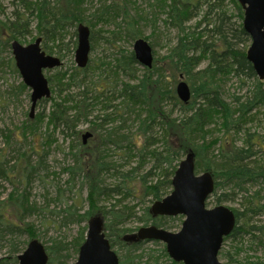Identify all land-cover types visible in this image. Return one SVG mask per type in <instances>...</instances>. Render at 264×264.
Instances as JSON below:
<instances>
[{"label":"trees","instance_id":"1","mask_svg":"<svg viewBox=\"0 0 264 264\" xmlns=\"http://www.w3.org/2000/svg\"><path fill=\"white\" fill-rule=\"evenodd\" d=\"M82 1L84 0H20V5L23 6L28 16L18 11L14 14L12 21H0V52L3 48H10L12 40H19L20 36H24L26 29L22 30L20 25L28 24V28L31 25L28 18L38 21L39 36L52 37L53 40L57 39L61 33L68 32L69 28L87 22V20L83 21L77 13L80 12ZM227 1L234 4L238 19L236 23L231 21L234 16L230 15L226 9ZM104 10L106 13H102L103 15H110V12H122L115 2L112 6H104ZM102 14L100 16H103ZM200 14L203 15L202 22L199 24L201 27L197 26L195 32L189 33L186 24ZM168 16L167 24L178 30L177 42L169 49L167 56L160 60L163 62L161 67H158L154 62L152 70L141 69L143 72L141 78L133 73L126 74L135 83H123L120 85L121 88L119 85L115 87L116 83L110 86L113 95L116 94L114 90L119 88L120 97L124 100L120 107L114 108L107 105L103 110V115L94 116L92 110L95 107V102L99 101L104 94L106 95L105 88L107 87L96 93V97H91L92 93L85 86L86 83L74 84V80L87 72L91 66L84 70L76 67V75L69 81H65L64 76H61L59 71V73L57 72L55 81L64 79L65 82H68L62 83L64 88H57L53 79L48 78L53 95L50 100H44L42 103L51 101V111L48 115L42 112L36 119L30 118L28 124L22 128V136L26 140L29 136L37 135L38 126L49 117V127L70 133L69 137L76 149L75 164L71 167L70 173L72 177L80 176L89 186L88 204H90L88 210L80 216L74 211V218L78 217L79 220L89 221L94 214L100 216L104 222L106 237L111 248L117 253L120 264H141L137 260L136 253L140 251L146 241L139 240L136 234H130V230L123 227L126 224L125 212L110 210L101 205V200L105 198L107 192L135 197V193L142 191V197L139 200L149 199L153 206L155 202L161 201L172 192L170 177L177 170L181 158L188 154L194 156L197 172L207 171L216 180V189L209 200L215 196L220 203L231 200L236 190L244 191L243 183L246 178L249 179L248 182L254 183L259 179L264 180L262 164H255L253 170L246 168L245 165V161L251 157L250 155L255 149L264 152V137L245 130L247 123L256 121V117L259 118L253 114L254 110L264 112V82L259 80L252 64L247 61L245 50L239 49V46L251 43L250 37L243 29L244 12L240 4L237 0H173ZM134 24L135 21L131 23L132 26ZM198 28H202L201 31H197ZM203 37L205 40L201 41ZM75 46L76 42L74 48ZM56 47L58 56L63 61L71 49L63 41ZM43 49L48 54L55 53L53 47L43 46ZM129 56L128 61L127 58L125 61L117 60L119 69L128 70L129 61L135 62L133 54ZM204 62L207 64L200 68ZM220 68H225L227 72V75L224 76L225 80L229 76L242 75L255 80L253 89L246 96L245 102H241V98H235L236 106L234 104L233 107L229 102L222 100L220 84L216 83L217 79L215 78V69ZM14 71L17 70L14 68ZM178 79L190 83L192 97L188 103L178 100L176 95ZM72 86L78 87L77 94H70L74 89ZM20 89L28 91L24 84H21ZM106 91L110 92V90ZM70 100L72 102L67 104ZM176 109L179 110L178 115H176ZM109 110L112 111L109 112ZM131 111L137 113L134 117L138 126L134 137L132 135V139H127L129 143L127 149L133 151L129 157L132 159V156L135 155L145 159L150 156L151 160L155 161V165L146 176L136 177L137 169L127 171L133 176L132 179L125 180L123 188L117 187L114 190L109 188L108 191V187L104 183L105 167L110 165L105 158L106 148L112 134L123 125L114 126L110 130L106 127L108 124H112L111 122L115 118L125 123L133 115ZM205 113L218 115L206 130L207 118H203ZM87 122H93L91 126L93 137L87 145H84L82 132L78 130V127ZM217 132L222 134L220 138H214L211 141L206 139L208 135L214 136ZM240 132L246 136L243 147H237L233 139ZM49 136L51 135L46 134L44 139L47 143H49ZM11 137L12 135H10ZM156 142L161 143L163 148L148 150V147ZM217 147H220L219 156H215L214 153ZM34 153L39 155L37 162L33 160ZM46 157L47 152H35L34 149L25 150L16 160L12 171H2V176L9 180H12L9 178L11 175L15 177V189L9 200L0 201V247L7 235L28 234L31 239L32 236H35L36 231L32 224L23 223L24 216L29 214L28 212L32 213L30 200L25 194L28 193L26 189L30 186V178L42 168ZM5 158L6 154L4 153L0 157V168L7 166L8 162ZM158 175L159 179L156 182L149 183L150 177ZM222 179L224 186L230 187V193L220 190ZM139 184H141V188ZM20 187L25 189L21 194L19 193ZM253 198L256 201L250 205L248 212L254 215L264 213V205L261 204L262 199L259 194L256 193ZM152 206L147 207L140 218L145 226L154 225L169 230L173 227L169 223L176 220L180 221L182 225L184 220L182 216L177 218L156 216L152 211ZM75 208L76 206H74ZM69 211L70 209H66V213ZM233 211L237 219V226L233 233L225 238L224 242L239 235H251L254 240L252 243L264 249V226H255L251 224L252 218L246 219V213ZM70 214H72L71 211ZM240 221H243L242 224L247 227L246 229L239 226ZM86 232L87 227L82 229L80 238L78 237L79 241L76 240L75 244L73 241L70 245L73 250L75 248L76 253L85 241ZM11 249L14 253H21L14 244ZM69 249L63 250L58 243L46 247L49 255L48 264H63L61 253ZM149 255L150 259L144 264H182L172 261L166 248L157 256ZM219 255L223 259L228 254L222 248ZM73 257L71 255L69 257L67 254L64 256V260L68 262ZM4 262L6 259H3L0 264ZM248 264H264V251L262 257Z\"/></svg>","mask_w":264,"mask_h":264},{"label":"rangeland","instance_id":"2","mask_svg":"<svg viewBox=\"0 0 264 264\" xmlns=\"http://www.w3.org/2000/svg\"><path fill=\"white\" fill-rule=\"evenodd\" d=\"M35 1V0H32ZM118 4L121 8V13L110 12V16L102 14L104 6H112L113 3ZM155 0H84L82 16L87 20V26L90 27L93 34L92 39V52L90 55V69L93 70L88 76V83L92 81L97 88H105L110 84L116 83L121 85L123 83H129V80L126 79L125 75L118 78L114 81L109 79L108 76L116 67H117V58L118 53L133 52V42L126 37L124 34L125 29L129 30L128 22L138 21L139 24L136 26L140 34L143 35L150 45L154 48V59L157 63V66L161 67L163 62L160 60L167 56L169 49L177 42L179 33L178 30L173 26L165 23L166 16L164 13H160L158 8L154 7ZM226 9L229 13H233L234 19L233 22L236 23L238 19L236 18L237 13L235 12L234 4L231 1H227ZM21 14H27L23 6L20 5V0H0V21L10 22L13 20L17 12ZM156 14L155 15L153 14ZM98 14H102L100 17H95ZM114 14H116L114 16ZM28 16V14L26 15ZM197 16V15H196ZM202 16L200 18L193 17L187 24V31L195 32V28L199 26L202 22ZM142 17V19H141ZM127 18V21L125 20ZM155 19V25H154ZM32 33L23 36H20L19 41L22 45L27 46L30 43L34 42V38L38 36L36 30L37 21H32ZM237 25V24H236ZM77 26L74 28L73 32H76ZM202 28H198L197 31H201ZM67 31V30H66ZM196 31V32H197ZM123 32V33H122ZM68 32L61 33L57 36V40L50 43V46L54 48V56H58V48L56 47L60 41L65 43L72 40V36ZM121 33V34H119ZM126 33V32H125ZM113 34L118 36H113ZM203 37L202 40H204ZM74 42L77 41V36H74ZM72 40V41H73ZM249 44L239 46V49H245ZM72 50V47H70ZM67 57L63 60V67L61 70H68L71 67L76 68L75 62V51L73 54L69 52L66 55ZM120 57V56H119ZM13 59V54L11 48H3L0 54V154L6 152L5 160L8 163L7 168L20 157V155L25 150L34 149L35 152L43 153L45 151L49 152L47 158L44 159L42 168L38 171L37 175L33 178V181L30 182V186L27 187L28 193H30V203L32 206V213L23 218L24 224H32L35 228V236H32V239L28 234L22 235L19 238H15L16 245L21 253L27 248L28 244L33 240H38L41 242L45 248L52 246L54 243H63L69 244V246L77 240L82 229L88 226V221H83L78 224L75 221L76 218H72L67 214H62V212L67 209L69 206H76L74 211L80 215L82 212L88 210V187L86 182L82 178L72 179L68 174H62L63 168L68 166L73 167L76 149L72 143L71 138L69 137V132H62L61 130H54L52 127H49L46 123H41L38 126L37 135L34 136V139L30 138L25 140L22 136L23 123L28 122L30 110H31V90L28 89L27 92L20 89L21 84H23L22 77L20 76ZM205 63L200 67H205ZM14 68L17 71H14ZM142 67H139V77L142 75ZM60 71V69L53 71H46V77L52 78V75ZM179 81V79H178ZM178 81L176 85L178 84ZM187 82V81H186ZM264 82V81H263ZM254 81L247 80L244 81V78L231 77L228 78L223 84L222 95L228 102H232L236 97L240 98L249 93L251 84L253 85ZM190 85V83H188ZM93 85V84H92ZM74 87V86H72ZM111 95H113L111 93ZM118 95L116 94L115 97ZM117 99V98H116ZM114 105H121L120 99H117L113 102ZM52 102H48L42 105H39L36 109L35 119L45 112L46 115L51 111ZM103 105L96 106L93 110V115H103ZM112 110H109L111 112ZM176 115L179 114V110H175ZM264 113V112H263ZM92 119V118H90ZM256 121L252 122L246 127V131L251 129V132H257L260 135H264V118H257ZM263 121H262V120ZM92 124L84 123L78 127V130L82 133L86 131H91ZM111 124L108 126V129L113 127ZM119 126V123L116 124ZM137 124L133 121H130L129 134L127 135L132 139V135L137 130ZM12 135L9 145L7 144L6 135ZM46 134H49V143L44 139ZM221 137V133L217 132L214 136H210L209 141L214 138ZM237 147H243L245 145V135L234 136ZM160 147L163 148L161 143ZM94 145V144H93ZM92 146V145H91ZM95 148L94 146H92ZM159 147V148H160ZM136 151V150H134ZM261 163L264 164V153H261ZM126 156V155H125ZM124 152L117 150V152H112V155L109 157L108 162L113 164L114 162H120L121 164L125 161L128 164H125V171L130 170L131 168H137L138 164L145 162L147 168L151 167V157L147 156L145 159L141 157H136L133 155L132 159L126 160ZM178 162L180 163L183 159ZM33 160L37 162L39 160L38 153L33 154ZM124 162H121V161ZM147 162L149 164H147ZM61 170V172H60ZM140 170V169H139ZM60 172V173H59ZM141 176L142 172H137ZM200 173V172H199ZM137 175V174H136ZM135 175V176H136ZM151 178L149 179V183ZM0 187V201L3 198L7 197L10 193L14 191L13 185L7 181L2 182ZM152 181V180H151ZM110 178H104L105 185H112ZM135 183L137 180L135 179ZM140 188H141V184ZM264 186L261 184H247L244 186V191L236 190L234 196L231 197V200L222 201L221 203L217 201L216 196L211 198L208 203V208H213L215 206H225L231 210H236L238 212L245 211L246 219H249L250 213H247L246 207L248 206L244 199L249 196H254L256 193L260 192V197L262 199L261 204L264 205V192L262 191ZM25 189L23 187L19 188V193H23ZM76 192H79V195L76 197ZM230 193V192H226ZM142 197V191L135 193V197L129 196L124 203H122V198L115 197L116 200L121 202L117 205L118 208L127 207L130 208L134 213V217L129 219L126 224L123 226L127 230H130V234H138L139 229L145 226L144 223L140 221L147 207H151L152 204L148 202L149 199H139ZM71 199V201H70ZM72 199H74L72 201ZM115 199H102L101 205L109 208ZM73 202V203H72ZM124 205V206H123ZM250 206L248 207V209ZM93 217H100L97 215H92ZM259 219V220H258ZM251 224L255 226H264V215H258L254 219L252 218ZM243 221H240L239 226H243V229L247 227L242 224ZM169 224L173 225L168 231L178 232L181 229L180 221L176 220L175 222H170ZM23 227V226H22ZM168 229V228H167ZM251 235H239L234 239L227 240L223 244V250L228 254L227 257L222 259L224 264H248L251 261H256L257 258L263 256V249L256 244L252 243L254 240ZM12 247L8 245L3 251V256H8L10 249ZM63 253L61 262L63 264H74L76 262V256L72 247ZM165 248V245L161 242H149L146 241L141 246V249L144 253L148 254L153 251L161 252ZM68 252V253H67ZM20 253V254H21ZM74 256L68 262L64 260V256ZM160 254V253H159ZM13 256V255H9ZM8 264H15L13 261ZM19 264V263H16Z\"/></svg>","mask_w":264,"mask_h":264},{"label":"water","instance_id":"3","mask_svg":"<svg viewBox=\"0 0 264 264\" xmlns=\"http://www.w3.org/2000/svg\"><path fill=\"white\" fill-rule=\"evenodd\" d=\"M244 12L243 29L250 37L247 59L259 78L264 80V0H237ZM78 46L75 62L79 69H85L90 60V30L86 25L77 28ZM42 40L27 46L18 41L11 45L15 65L27 88L31 90V116L43 99L52 96L47 70L60 68V58L48 55L41 46ZM134 54L138 62L152 68L154 53L146 40H137ZM177 96L183 103L191 100L192 93L187 82L181 80L176 87ZM92 133L82 135L83 144ZM172 192L161 201L155 202L152 211L156 216L184 218L180 231L171 232L156 226L139 229L136 235L141 241H156L166 245L169 257L182 264H223L219 254L225 238L237 226L233 210L219 205L207 207L214 191V177L210 173L196 174L195 159L188 154L179 164L172 180ZM103 220L93 217L88 222L85 243L80 248L79 259L75 264H120L117 253L111 248L103 234ZM19 264H48L49 255L45 246L38 240L28 244L19 257Z\"/></svg>","mask_w":264,"mask_h":264},{"label":"bare ground","instance_id":"4","mask_svg":"<svg viewBox=\"0 0 264 264\" xmlns=\"http://www.w3.org/2000/svg\"><path fill=\"white\" fill-rule=\"evenodd\" d=\"M183 1H186V0H183ZM83 2L84 1H82V7L80 8V12L78 11L77 13H78V15L80 16V17H82V19H83V21H85L86 19L85 18H83V16H82V9H83ZM171 5H173V0H155V5H154V7L155 8H158L159 9V11H160V13L162 12V13H164V15L166 16V20H165V23H167V21H168V15H169V11L171 10ZM103 10V12L102 13H106V11L104 10V8L102 9ZM235 10V9H234ZM235 12H236V10H235ZM237 13V12H236ZM230 15H232L233 13H229ZM153 15H155V17H156V15H157V13L155 14H153ZM201 15L202 14H200L199 16H198V18H200L201 17ZM106 16H107V14H106ZM110 15H108V17H109ZM234 16V15H233ZM95 17H100V14H98V15H96ZM103 17V16H102ZM141 19H142V17H141ZM234 19V18H233ZM233 19L231 20V21H233ZM28 20L31 22V25L27 28V26H28V24H21L20 25V27H21V29L22 30H25L26 29V31H25V33H24V38H25V35H27V34H31L32 32V26H33V23H32V21L34 20H31V18H28ZM126 21H127V18L125 19ZM35 21H37V20H35ZM133 22V21H132ZM131 22V23H132ZM86 22H82V23H79L78 25H77V28H78V26L79 25H86L85 24ZM131 23H129L128 22V27H129V30L128 29H125V31H124V34H126V37H128L132 42H133V52H131V53H127V52H122V53H118V58L117 59H119V60H122V61H125L126 60V58H127V61H128V58L130 57L129 55H131V54H133V57H134V60H135V62H133V61H129V67H128V70L127 69H119L118 67H116L108 76H106V77H108L109 79H112V80H114V81H116V80H118V78H120L121 76H124L125 75V77H126V79H128L129 80V83L131 82V83H135V81H131L130 80V78H128V76L126 75V74H128V73H133L134 75H136L137 77L139 76V72H140V70H139V67L141 66L142 67V69H145L146 67H143L139 62H138V60L136 59V56H135V54H134V44H135V42L137 41V40H140V39H142V40H146L145 38H143V35L142 34H140V32H139V30L137 29V25L139 24V22L138 21H135V24L132 26L131 25ZM154 25H155V19H154ZM37 26H38V21H37ZM87 26V25H86ZM88 28H89V30H90V44H91V50H92V39H93V32H92V30L90 29V27L89 26H87ZM75 28V27H74ZM74 28H69V30H70V34H71V36H72V40L74 39V36H75V32H73V30H74ZM36 30H38L37 29V27H36ZM126 32V33H125ZM189 32V31H188ZM76 33H77V29H76ZM123 33V32H122ZM190 33V32H189ZM119 34H121V33H119ZM118 34V35H119ZM118 35H115V34H113V36H118ZM77 41H76V46H75V48H74V40L72 41V40H70L69 42H67V43H65L64 41V43L65 44H68V46L69 47H72V50L69 52L70 54H73L74 53V51L76 52V49H77V46H78V33H77ZM75 36V37H76ZM38 39H41L42 40V43H41V46L43 47V46H48V47H51L50 46V43L51 42H53L54 44H56V42H54V41H56L57 39H55V40H53V38L52 37H48V38H46L45 36H43V35H38L37 37H35L34 38V42H32V43H30V44H34L35 42H36V40H38ZM205 40V39H204ZM204 40H202L201 39V41H204ZM14 41H18V42H20L19 40H17V39H15V40H12L11 41V43H10V48H11V50H12V47H11V45H12V43L14 42ZM147 41V40H146ZM148 42V41H147ZM149 43V42H148ZM29 44V45H30ZM150 44V43H149ZM59 45H61V41H60V43L57 45V46H59ZM151 46V45H150ZM245 46H246V44H245ZM249 46H250V44L245 48V49H243V50H245V52H246V59H247V51H248V48H249ZM152 47V46H151ZM71 49V48H70ZM152 49H153V53H154V48L152 47ZM0 54H1V52H0ZM12 54H13V52H12ZM48 54V53H47ZM48 55H50V56H54V54H48ZM120 56V57H119ZM54 57H58V58H60L59 56H54ZM13 59H14V56H13ZM61 59V58H60ZM247 61H248V59H247ZM249 62V61H248ZM14 63H15V60H14ZM205 64H207V62H204ZM204 63H202V65L204 64ZM15 67H16V65H15ZM57 69H60V74H61V76L63 75L64 76V79H65V81H69L74 75H76V68H74V67H71L70 69H68V70H61L62 69V67H60V68H55L54 70H57ZM147 69H149V68H147ZM151 70H152V68H150ZM51 71H53V70H51ZM58 72V73H59ZM91 72H93V70H88L87 72H85L84 74H82V75H79L78 76V78L77 79H75L74 80V84L75 83H81V82H84V83H86L85 84V86H87L89 89L88 90H90L91 91V93H92V95H90L91 97H96V93H99V91H102V88H101V90H100V87L99 88H97L96 86H95V84L92 82V81H90L89 83H88V76L91 74ZM142 73V75L140 76V78L143 76V72H141ZM57 73H55V74H53L52 75V79H53V82H54V84L57 86V88H64L63 86H62V83H68V82H65L64 81V79H60V80H58V81H55V80H57L56 79V77H57ZM227 75V72H226V70H225V68H220V69H215V78L217 79L216 80V83L219 85L220 84V88H221V91H222V88H223V84L225 83V81L227 80H225L224 79V76H226ZM229 76V75H228ZM232 77H237V78H241V79H243L244 78V81L246 82L247 80H252V81H254V83H253V85L251 84V86H250V89H249V92L250 91H252V89H253V86H254V84H255V80L254 79H252V78H248V77H246V76H244V75H242V76H232ZM48 78V77H47ZM139 78V77H138ZM156 78V77H155ZM229 78H231V76H229ZM223 79H224V81H223ZM49 80V79H48ZM169 81V80H168ZM223 81V82H222ZM222 82V83H221ZM49 83H50V81H49ZM23 84H24V82H23ZM93 84V85H92ZM25 85V84H24ZM116 85L117 84H115V87H116ZM110 86H113V84H110V85H108L107 86V88H105L106 90H110V92H108V91H106L105 90V93H106V95L104 94V96H102L101 98H100V100L99 101H97V102H95V107H94V109L96 108V106H99V105H103L104 107H103V110H105V107L107 106V105H110L111 107H120V104L119 105H114L113 104V102L114 101H116L117 99H120V101H121V104H122V102L124 101L121 97H120V92H119V88H117L116 90H114V92H116V94L118 95L117 97H115V95H111V89H110ZM50 87H51V85H50ZM114 87V88H115ZM119 87L121 88V86L119 85ZM177 87V86H176ZM78 93V87L77 86H74V89L72 90V92L70 93V94H77ZM177 93V92H176ZM223 94V93H222ZM53 95V94H52ZM177 95V94H176ZM249 95V93H247L245 96H241L240 98H241V102H245L246 100H247V97L246 96H248ZM178 97V96H177ZM51 98H52V96H51ZM51 98H49V99H43L42 101H40L39 103H38V105H37V107L39 106V105H42V104H45V103H42L44 100H50ZM117 98V99H116ZM236 98H238V97H236ZM30 99H31V96H30ZM178 100L180 101V99L178 98ZM222 100H224L225 102H227L228 103V101L224 98V96H222ZM49 102H51V101H49ZM70 102H72V100H70L67 104H69ZM181 102V101H180ZM48 103V102H47ZM229 104H231V106H233L234 107V104H235V99L232 101V102H229ZM235 106H236V104H235ZM37 107H36V109H37ZM31 108H32V101H31ZM93 109V110H94ZM138 109V108H137ZM254 109H256V108H254ZM253 109V110H254ZM92 110V111H93ZM132 113H133V115L132 116H130V118L128 119V118H125V119H128V120H126V122L124 123V122H122V121H119L118 119H114V121H112L111 123L114 125V126H116V124L117 123H119V125H123L118 131H116L114 134H112V137H111V140L109 141V143H108V147L106 148V154H105V158L107 159V161H108V159H109V157L112 155V152H117V150H119V151H121V152H124V156H125V159L126 160H129V159H131L130 157H129V154L130 153H132L133 151H131V150H128L127 149V145L129 144L128 143V141H127V139H129V137L127 136L128 134H129V132L130 131H128L129 129H131L130 127H129V124H130V121H133L134 123H135V125L136 124H138L137 123V121H136V118L134 117V115L135 114H137V113H135V112H133V111H131ZM35 113H36V110H35ZM35 113H34V115H33V117L31 116V110H30V114H29V118H31V119H34L35 118ZM94 113V112H93ZM253 114H255V115H257L258 117H259V119L260 118H264V113L261 111V110H254V112H253ZM218 115L215 113V114H212V115H210V114H203V118H207L206 120H207V124H206V126H205V130L207 129V128H209L212 124H213V120L215 119V117H217ZM235 117H237V116H235ZM262 120V119H261ZM29 121V120H28ZM49 121H50V119H49V117L43 122V123H46V124H49ZM263 121V120H262ZM87 123H90V124H92L91 122H87ZM28 124V122L26 121V122H24L23 123V127L25 126V125H27ZM251 123H247L246 125L248 126V125H250ZM109 125H111V124H108L107 125V129H108V126ZM113 126V127H114ZM213 127V126H212ZM211 127V128H212ZM112 128V127H111ZM111 128H109L108 130H110ZM250 131V132H249ZM37 132H38V129H37ZM111 132V131H110ZM247 132H249V133H252V134H258V135H260L259 133H257V132H251V129L249 128V130H247ZM241 134H243V135H245L243 132H240L238 135H241ZM222 135V134H221ZM235 136H237V135H235ZM30 137V136H29ZM29 137L26 139V140H28L29 139ZM261 137H264V135H261ZM30 138H32V139H34V136H31ZM209 138H210V135H208L207 137H206V139L209 141ZM220 138V137H219ZM245 138H246V136H245ZM6 140H7V144L9 145V143H10V141H11V138H10V135L8 134V135H6ZM113 140V141H112ZM244 142H245V140H244ZM245 146V145H244ZM160 147V144H159V142H156L155 144H151V146H149L148 147V150H150V149H161V147ZM219 148L220 147H217L216 148V150H215V156H219ZM45 152H47V151H45ZM6 154V152H3V153H1L0 154V157L3 155V154ZM261 153H264L263 151H259V150H257V149H255L254 151H253V153L250 155L251 157L249 158V159H247L246 161H245V165H246V168H250V169H255V164H258V163H260V164H262L261 163V160H262V158H261ZM48 155H49V152H47V157H48ZM46 157V158H47ZM121 162H124L123 160L121 161ZM142 162V161H141ZM9 163V162H8ZM109 163V162H108ZM152 165H151V167L148 169L147 168V165H146V163L144 162H142V164L140 163V164H138V167L137 168H131L130 170H132V169H137V171L136 172H142L141 173V176H146V175H148V173L151 171V170H153V168H154V165H155V161L153 160H151V162H150ZM125 164H128V162L127 161H125L124 162V164L122 163H120V162H114L113 164H110L109 166L107 165L105 168H106V170H105V177L108 179V178H110V180L112 181L111 183H112V185L110 186V185H107V190L109 191V188L111 189L112 188V190H114L115 188H117V187H120V188H123V186H124V181L125 180H130V179H132V177L133 176H131V174H129L127 171H125V169H124V166H125ZM147 164H149L148 162H147ZM8 165V164H7ZM263 166H264V164H262ZM14 166H15V162L14 163H12L11 165H10V167L9 168H7V166L6 167H2V168H0V180H4V181H2V182H5V181H7L8 183H10L11 185H13V187H14V189H15V185H14V180H15V177L13 176V175H11L9 178L10 179H12V180H9V179H7V178H5L4 176H2V171L4 170V171H9V170H13L14 169ZM70 166H68V167H66V168H63V170H62V172H61V170H60V172L62 173V174H68L72 179H74L75 180V178H81L80 176H74V177H72V175H71V173H70ZM140 169V170H139ZM129 171V170H128ZM59 172V173H60ZM176 172V171H175ZM200 172V173H199ZM199 172H197V170H196V174L197 175H199V174H203V173H209V172H207V171H203V170H201V171H199ZM38 173V172H37ZM37 173L36 174H34V175H32V177L30 178L31 179V181H33V177L35 176V175H37ZM139 174V173H138ZM136 175V177H139L140 175ZM175 174V173H174ZM173 177H174V175L173 176H171L170 177V179H171V181L173 180ZM151 178V180H150V182L151 183H154V182H156V180H158L159 179V175L158 176H154V177H150ZM149 178V179H150ZM244 179V178H243ZM242 179V180H243ZM247 180H249L248 178H246V180H244L245 181V183H243V187L244 186H246L247 184H261L262 186H264V180L263 179H259L258 180V182H252V181H247ZM224 180L222 179L221 180V182H222V186H221V189L220 190H223L224 192H230L231 190H230V187L228 188V187H226V186H224V182H223ZM2 186V183L0 182V187ZM87 187L89 188V186L87 185ZM1 189V188H0ZM215 189H216V180L214 179V191H215ZM27 190V189H26ZM214 191H213V193H212V195L210 196V197H212L213 196V194H214ZM263 192H264V189L262 190ZM77 194H76V197L79 195V192H76ZM113 192H111V194H112ZM12 193H10L7 197H5V198H3V200H9V198H10V195H11ZM30 193H26L25 194V196L29 199L30 198V195H29ZM110 192H107L106 194H105V198H103V199H109V200H113V198L115 199V197H119V198H122V203H124L125 202V200H127V197L126 196H124V195H118V194H112V197H110ZM258 194H260V192H258ZM88 196H89V189H88ZM255 196V195H254ZM254 196H249V197H247V198H245L244 199V202L248 205L247 207H246V211H247V213H250V212H248V207L253 203V202H255L256 201V199H254L253 197ZM260 196V195H259ZM264 199V198H263ZM30 200V199H29ZM74 199H72V201H73ZM70 201H71V199H70ZM74 202V201H73ZM72 202V203H73ZM121 201L118 199V200H116L115 199V203H113V205H111L108 209H112V210H114V211H121L122 213H124V215H125V218H126V222L129 220V219H131V218H133L134 217V213H131V209L130 208H127V207H123V208H118L119 206L117 205L118 203H120ZM148 202H150L149 200H148ZM158 202V201H157ZM74 205V204H73ZM69 206L67 209H70V211H71V213L72 214H70V211H69V213L67 212L66 213V209L62 212V214H67L68 216H71L73 219H74V206ZM124 206V205H123ZM242 212H245V211H242ZM29 214H26L25 216H24V218L27 216V215H29L30 216V212H28ZM82 214H84V212H82ZM82 214H80V215H82ZM79 215V216H80ZM258 215H264V213H261V214H258ZM258 215H254V214H251L250 213V215H249V217H251V218H255V217H257ZM161 217H165V216H161ZM177 217H179V216H177ZM177 217H165V218H177ZM259 220V219H258ZM74 222H76V223H78V224H80V223H82L83 221L82 220H79V218L77 217L76 219H75V221ZM85 222H87V221H85ZM154 226V225H153ZM258 226V225H257ZM260 226H263V225H260ZM163 229H165V228H163ZM166 230H168V229H166ZM235 230V229H234ZM103 234L106 236V234H105V230H104V222H103ZM81 233V232H80ZM86 236H87V232H86ZM20 236H17V234H14V235H7L6 237H5V240H4V242H2V246L0 247V263H1V261L3 260V259H6V262H4L3 264H8L9 262H11V261H13L15 264L16 263H20V260H19V257L21 256V254L20 253H14L13 251H12V249H10V252H9V255H13V256H10L9 257V255L8 256H3L2 255V251L8 246V245H10L11 246V244H15L16 243V240H15V238H19ZM80 238V237H79ZM79 238H77V241H79ZM107 238V237H106ZM85 241H86V238H85ZM85 241L81 244V246L85 243ZM76 242V241H75ZM75 242H74V244H75ZM155 243H157V242H155ZM58 244H60V247H62L63 248V250H66V249H69V244H63V243H58ZM65 246V247H64ZM81 246L79 247V250H78V253H76V251H75V248H74V254H75V256H76V262L78 261V259H79V255H80V248H81ZM28 247V246H27ZM66 248V249H65ZM223 248V247H222ZM27 249V248H26ZM25 249V250H26ZM263 249V248H262ZM24 250V251H25ZM222 250V249H221ZM263 251H264V249H263ZM12 252V253H11ZM63 253H65V251L63 252ZM63 253H61L62 255H63ZM159 253L160 252H158V251H153V252H151V253H148V254H146V253H144L143 252V250L142 249H140V251L139 252H137L136 253V257H137V260L139 261V262H141V264H144L147 260H149L150 259V255L149 254H155L156 256L157 255H159ZM219 257H220V255H219ZM171 259V258H170ZM172 260V259H171ZM220 260L222 261V259L220 258ZM173 261V260H172ZM75 262V263H76ZM74 263V264H75ZM224 264V263H223Z\"/></svg>","mask_w":264,"mask_h":264},{"label":"flooded vegetation","instance_id":"5","mask_svg":"<svg viewBox=\"0 0 264 264\" xmlns=\"http://www.w3.org/2000/svg\"><path fill=\"white\" fill-rule=\"evenodd\" d=\"M42 48H43V47H42ZM91 52H92V50H91ZM90 55H91V53H90ZM154 62H155V59H154ZM88 66H90V60H89V64H88ZM88 66H87V67H88ZM153 66H154V64H153ZM87 67H86V68H87ZM86 68H85V69H86ZM152 68H153V67H152ZM146 69H147V68H146ZM82 70H84V69H82ZM89 132L92 133L91 131H89ZM92 137H93V133H92ZM92 137H91L90 139H92ZM90 139H89V140H90ZM89 140H88V141H89ZM88 141H87V143H88Z\"/></svg>","mask_w":264,"mask_h":264}]
</instances>
